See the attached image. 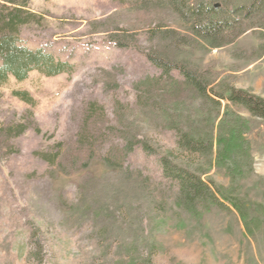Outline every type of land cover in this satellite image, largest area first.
Instances as JSON below:
<instances>
[{
	"label": "rangeland",
	"instance_id": "374dc122",
	"mask_svg": "<svg viewBox=\"0 0 264 264\" xmlns=\"http://www.w3.org/2000/svg\"><path fill=\"white\" fill-rule=\"evenodd\" d=\"M27 6L21 45L63 65L57 74L33 69L23 80L0 81V264H264V120L226 100L205 103L181 86L153 108L136 104L133 84L158 73L146 58L145 30L161 22L183 32L178 17L128 0ZM189 52L214 74L217 94L242 89L264 97L259 30ZM173 122L212 134V151H182ZM235 130L239 140L229 138ZM120 131L152 151L137 144L108 168L101 158L118 155ZM220 133L224 144L216 143ZM86 148L93 153L86 170H59V161ZM162 156L203 172L228 208L177 207Z\"/></svg>",
	"mask_w": 264,
	"mask_h": 264
},
{
	"label": "trees",
	"instance_id": "16d2710c",
	"mask_svg": "<svg viewBox=\"0 0 264 264\" xmlns=\"http://www.w3.org/2000/svg\"><path fill=\"white\" fill-rule=\"evenodd\" d=\"M136 9L161 8L173 12L181 22L183 32L161 22L145 30L147 42L146 58L157 70L156 75H146L134 84L136 104L141 108H153L168 93L178 88H189L195 98L205 103L220 105V100L242 106L252 116L264 120V97L242 89H231L227 96L213 90L215 77L208 69H201L190 58V48L201 46L207 49L232 44L247 31L259 30L264 35V0H128ZM28 0H0V81L8 76L23 80L33 69L46 75L62 70L61 62L41 50H30L21 45L19 27L30 22L32 15ZM117 43L119 40H116ZM173 72L177 73L174 76ZM164 83H168L165 85ZM22 95H27L23 92ZM22 100L26 98L20 96ZM171 126L177 135V146L189 154H208L212 151V134L202 136L183 130L177 122ZM239 131H230L231 140H239ZM124 143L114 158H101L108 168L119 167L127 154L137 144L146 152L150 146L136 136L129 137L120 131ZM216 143H225L223 133L217 135ZM58 168L65 174L86 170L93 159L91 148L65 158ZM162 175L176 187L174 203L190 213L201 212L210 207L228 208L219 196V190L201 176L203 172L177 164L174 159L162 156L159 159ZM232 206L241 212L240 207Z\"/></svg>",
	"mask_w": 264,
	"mask_h": 264
}]
</instances>
